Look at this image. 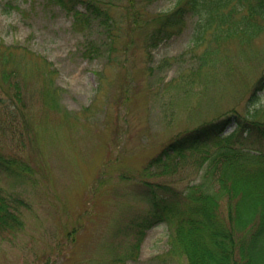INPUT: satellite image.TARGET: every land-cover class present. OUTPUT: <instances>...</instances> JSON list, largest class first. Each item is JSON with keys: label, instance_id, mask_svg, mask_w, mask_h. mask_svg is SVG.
I'll return each mask as SVG.
<instances>
[{"label": "rangeland", "instance_id": "374dc122", "mask_svg": "<svg viewBox=\"0 0 264 264\" xmlns=\"http://www.w3.org/2000/svg\"><path fill=\"white\" fill-rule=\"evenodd\" d=\"M173 2L121 0L111 11L116 27L97 19L82 33L71 14L45 0H0L1 48L22 47L21 69L31 71L18 76L25 121L1 123L0 146L32 170L31 179L0 172L3 193L23 201H12L22 226L0 233V264H188L170 254L166 223L141 226L149 189L184 196L201 181L202 153L186 152L163 175L150 161L177 134L233 109L247 118L264 104V88L251 97L264 70V30L250 44L227 40L215 66L199 67L204 46L191 43V20L148 41ZM44 61L48 77L35 70ZM14 79L6 95L0 83L8 104ZM43 86L52 98L46 104Z\"/></svg>", "mask_w": 264, "mask_h": 264}, {"label": "trees", "instance_id": "16d2710c", "mask_svg": "<svg viewBox=\"0 0 264 264\" xmlns=\"http://www.w3.org/2000/svg\"><path fill=\"white\" fill-rule=\"evenodd\" d=\"M119 1L45 0L71 14L74 28L82 33L97 19L110 31L116 27L111 11ZM127 2L130 5L134 0ZM80 5L83 11L78 8ZM128 16L126 12L124 17ZM190 20L191 42L195 47L204 46L198 57L199 67L207 62L213 67L217 59L212 58L220 44L233 38L240 45L250 44L264 30V0H174L173 7L158 16L148 41L155 45L179 32ZM131 24L137 26V19ZM2 45L0 43V83L6 87L5 95L12 83L10 79L15 76L16 81L12 87L14 93L9 95L10 103L0 98V125L10 123L18 115L23 117L25 104L18 76L31 73L27 67L21 69L22 47L1 48ZM42 63L35 68L37 75L50 76L52 72L46 62ZM263 88L264 70L253 85L251 97ZM42 95L43 104L52 101L44 86ZM10 104L17 109L10 110ZM252 110L246 118L233 109L183 131L150 161V166L155 165L160 169L158 174L163 175L172 173L186 152L202 153L200 165L205 166L201 181L189 186L184 196L172 192L170 198L158 197L149 189L151 210L141 226L165 222L171 230L170 254L185 256L188 264H264V104ZM230 123L235 124L234 130L223 134ZM211 142L215 145L214 152L209 149ZM15 161L0 146V172L31 179L30 166L27 163L19 166ZM157 186L166 189L160 184ZM12 201L23 204L22 199H10L0 189V233L22 226L21 215Z\"/></svg>", "mask_w": 264, "mask_h": 264}]
</instances>
